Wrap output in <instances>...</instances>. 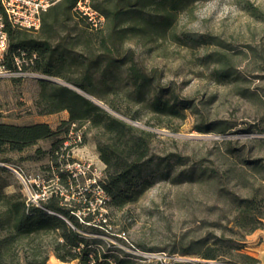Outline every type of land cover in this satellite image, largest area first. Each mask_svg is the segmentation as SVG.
Returning <instances> with one entry per match:
<instances>
[{
    "label": "rangeland",
    "instance_id": "rangeland-1",
    "mask_svg": "<svg viewBox=\"0 0 264 264\" xmlns=\"http://www.w3.org/2000/svg\"><path fill=\"white\" fill-rule=\"evenodd\" d=\"M177 32L215 39L194 47L167 39L146 46L131 40L120 52L132 50L134 60L150 76L153 86L162 88L164 96L187 101L182 119L155 118L125 99L130 81L124 70L108 76L110 80L115 76L117 83L105 96L120 112L110 113L153 133L149 157L161 161L160 173L153 172L150 187L136 202L121 210L104 205L106 195L91 182L98 173L96 183L103 179L104 164L96 150L95 131L88 129L87 123L70 124L66 132L67 126H62L57 137L38 140L22 152L3 156L8 159L7 165L24 178L40 180L38 187L31 188L32 194L56 192L67 200H83L90 193L87 210L98 212L93 221L96 231L84 235L101 240L102 244L94 245L99 249L125 252L136 264L195 262L180 256L178 250L190 240L214 230L217 233V226L228 222L232 196H245L258 185L245 161L264 160V150L250 142L252 138H264V0H200L193 15L178 21ZM216 59L225 64L227 77H218L221 63ZM21 69L26 73L22 78L0 77V122L45 123L56 130L68 120V114H37V80L65 82L23 69L22 65ZM101 77L97 75V79ZM93 100L108 110L106 101ZM205 126L210 130L198 131ZM76 130H80V143L74 142ZM57 140L68 147L64 161L58 158L59 169L75 179L74 184L69 183L68 192L58 184V174L47 169L52 143ZM171 154L179 155L181 163H174ZM88 164L90 172L79 174L78 170ZM93 170L97 172L94 175ZM46 264L78 263L60 262L50 254Z\"/></svg>",
    "mask_w": 264,
    "mask_h": 264
},
{
    "label": "trees",
    "instance_id": "trees-1",
    "mask_svg": "<svg viewBox=\"0 0 264 264\" xmlns=\"http://www.w3.org/2000/svg\"><path fill=\"white\" fill-rule=\"evenodd\" d=\"M77 1L63 0L58 8L47 9L37 31L6 24V67L12 68L17 58L23 69L62 79L63 84L37 80L34 107L38 115L66 111L68 120L56 130L45 123L0 122V264H46L50 254L60 262L136 264L125 252L99 249L94 245L102 244L101 240L84 235L96 231L93 221L98 212L87 210L90 193L83 200H67L64 194L51 192L36 203L27 202L14 168L7 165L8 159L3 156L22 152L38 140L57 137L62 126H67L66 132L70 124L87 123L88 129L95 131L96 150L104 164V177L98 182L106 195L104 205L121 210L136 202L150 187L153 172L160 173L161 161L149 157L153 133L137 129L110 113L120 112L105 96L117 83L115 76L112 80L108 76L124 70L130 81L125 99L142 106L155 118L182 119L188 105L186 100L164 96L162 88L154 87L150 76L134 60L132 50H126V54L120 51L131 40L146 46L167 39L194 47L215 39L177 32L178 21L193 15L200 0H90L104 18L103 27L94 32L74 10ZM250 12L254 15L253 10ZM216 60L221 63L218 77H227L225 64ZM97 75L102 77L97 79ZM91 98L106 101L108 110ZM209 130V126L198 128ZM63 142L52 143L47 169L58 174V184L68 192L69 183L74 184L75 179L59 169L58 158L61 156L64 161L68 151ZM250 142L264 150V138H252ZM171 156L174 163H181L179 155ZM245 164L258 185L252 186L245 196H232V217L225 225L217 226V233L214 230L181 246L179 255L195 262L171 264H257L258 260L245 251V237L264 226V160L254 158ZM168 174L167 170L165 176Z\"/></svg>",
    "mask_w": 264,
    "mask_h": 264
},
{
    "label": "built area",
    "instance_id": "built-area-1",
    "mask_svg": "<svg viewBox=\"0 0 264 264\" xmlns=\"http://www.w3.org/2000/svg\"><path fill=\"white\" fill-rule=\"evenodd\" d=\"M62 2L63 0H0V77L7 76L22 78L24 75H26V73H22V62L17 58L14 59L12 68L6 67L4 63L8 46L7 34L5 30L6 24L18 29L37 31L40 26L42 13L51 7L58 8ZM74 10L85 19L90 30L97 31L103 27L104 18L92 7L90 0H78ZM72 127H74V124H72ZM73 129L74 128H71V130ZM76 131L78 132H76L74 142L80 143V130ZM89 168V164L86 167L83 165L82 169L78 170V173L83 175L86 173V170L89 171ZM13 171L16 173L23 186V192L27 196V202L36 203L37 199L46 195L44 192H41V194L31 193L32 185L38 187L40 183L38 178V181H31L27 178H24L16 170ZM96 173L95 170H93L91 174L94 175ZM99 174L100 173L96 174L97 176H92L91 182L93 185L96 184V188L101 193H104L103 190L98 186V183H96L95 177L98 178Z\"/></svg>",
    "mask_w": 264,
    "mask_h": 264
},
{
    "label": "crops",
    "instance_id": "crops-1",
    "mask_svg": "<svg viewBox=\"0 0 264 264\" xmlns=\"http://www.w3.org/2000/svg\"><path fill=\"white\" fill-rule=\"evenodd\" d=\"M245 251L258 260L257 264H264V226L246 236Z\"/></svg>",
    "mask_w": 264,
    "mask_h": 264
},
{
    "label": "water",
    "instance_id": "water-1",
    "mask_svg": "<svg viewBox=\"0 0 264 264\" xmlns=\"http://www.w3.org/2000/svg\"><path fill=\"white\" fill-rule=\"evenodd\" d=\"M94 103H95V104H97V105H99V104H98V103H96L95 101H94Z\"/></svg>",
    "mask_w": 264,
    "mask_h": 264
}]
</instances>
